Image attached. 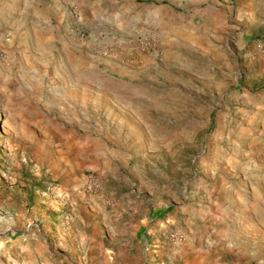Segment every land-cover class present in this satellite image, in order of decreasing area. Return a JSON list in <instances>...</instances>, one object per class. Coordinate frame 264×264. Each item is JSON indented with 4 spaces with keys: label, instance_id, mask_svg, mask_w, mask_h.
Returning <instances> with one entry per match:
<instances>
[{
    "label": "rangeland",
    "instance_id": "obj_1",
    "mask_svg": "<svg viewBox=\"0 0 264 264\" xmlns=\"http://www.w3.org/2000/svg\"><path fill=\"white\" fill-rule=\"evenodd\" d=\"M64 5L40 58L0 7V264H264V0L178 4V41L84 129L33 112L80 45Z\"/></svg>",
    "mask_w": 264,
    "mask_h": 264
},
{
    "label": "crops",
    "instance_id": "obj_2",
    "mask_svg": "<svg viewBox=\"0 0 264 264\" xmlns=\"http://www.w3.org/2000/svg\"><path fill=\"white\" fill-rule=\"evenodd\" d=\"M194 1L199 3V0H0V7L4 2L13 9L6 15L19 13L24 23L31 26L40 58L48 54V47L53 43L52 34L55 32V36L59 31L65 17L66 2L78 8L80 18L76 20L77 27L92 34L101 29H111L122 36L153 33L164 51L179 39L174 23L179 14L176 6H186ZM4 12L0 11V24L9 29V22L4 21L2 15ZM7 29H3L1 36ZM73 38L61 39L63 54H60L58 62L62 72L53 81L49 106H37L33 112L46 115V118L62 119L66 123L76 120L77 127L84 129L91 125L90 120L95 114L106 110L102 106L105 101L120 93L125 81L134 79L142 65L148 63L149 57L140 52L130 58L114 53L98 55L73 42Z\"/></svg>",
    "mask_w": 264,
    "mask_h": 264
},
{
    "label": "built area",
    "instance_id": "obj_3",
    "mask_svg": "<svg viewBox=\"0 0 264 264\" xmlns=\"http://www.w3.org/2000/svg\"><path fill=\"white\" fill-rule=\"evenodd\" d=\"M73 32L80 45L87 46L100 55L114 53L130 58L137 52L148 54L158 52L157 37L153 33L122 36L112 31H105L99 35H93L80 27Z\"/></svg>",
    "mask_w": 264,
    "mask_h": 264
}]
</instances>
